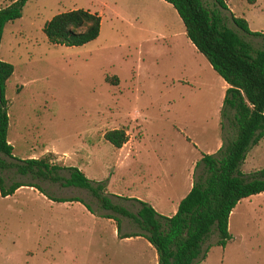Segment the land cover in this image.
<instances>
[{
  "label": "rangeland",
  "instance_id": "374dc122",
  "mask_svg": "<svg viewBox=\"0 0 264 264\" xmlns=\"http://www.w3.org/2000/svg\"><path fill=\"white\" fill-rule=\"evenodd\" d=\"M11 1L0 0V8ZM223 1L226 9L203 0L252 48H264V38L244 34L231 21V15L241 17L250 31L264 32V0ZM76 8L99 16L97 36L80 46L50 44L43 23ZM0 59L12 66L4 98L14 157L76 167L103 183L106 193L142 199L161 215L174 213L195 163L214 152L220 137L226 85L163 0H25L19 18L3 26ZM110 129H122L128 142L115 148L104 141ZM262 168L264 136L239 170ZM0 175L6 184L34 182L51 196L78 197L91 208L52 201L29 186L0 196V264H156L142 236H116L113 221L100 216L105 211L85 189L30 179L12 168ZM119 202L130 211L137 207ZM120 220L121 232L136 230ZM227 231L230 239L220 247L210 230L197 264H264V192L235 204Z\"/></svg>",
  "mask_w": 264,
  "mask_h": 264
},
{
  "label": "trees",
  "instance_id": "16d2710c",
  "mask_svg": "<svg viewBox=\"0 0 264 264\" xmlns=\"http://www.w3.org/2000/svg\"><path fill=\"white\" fill-rule=\"evenodd\" d=\"M180 19L186 38L210 68L224 81L219 107L220 146L201 154L187 193L170 216L156 213L146 202L105 192L104 184L94 182L73 166H59L46 157L19 159L12 155L6 139L8 117L4 82L12 66L0 59V171L13 169L34 180L59 183L63 187L85 189L98 207L101 217L111 219L118 238L142 236L154 249L156 264H197L204 259L209 245L201 246L210 230L216 233L215 245L223 247L230 239L227 218L243 198L264 191V168L250 174L239 170L248 149L264 136V48L254 49L223 23L219 10L207 7L203 0H163ZM25 0H12L0 8V38L5 23L19 18ZM226 9L223 0H214ZM232 23L244 34L264 38V32L250 31L246 21L231 15ZM50 44L80 46L93 40L99 30V16L80 8L54 14L42 25ZM224 121L226 124H224ZM104 141L115 148L127 140L122 129L106 130ZM66 172L62 176L59 172ZM29 186L55 202L78 201L87 210L89 204L78 197H54L37 183L10 181L0 175V196L11 195L17 188ZM119 201L132 202L130 211ZM132 205V206H133ZM120 217L127 218L136 230L121 232Z\"/></svg>",
  "mask_w": 264,
  "mask_h": 264
},
{
  "label": "crops",
  "instance_id": "0c3cea01",
  "mask_svg": "<svg viewBox=\"0 0 264 264\" xmlns=\"http://www.w3.org/2000/svg\"><path fill=\"white\" fill-rule=\"evenodd\" d=\"M223 81V80H222ZM224 85H226L225 83H224V81L222 82ZM128 140V139H127ZM125 141L122 145H121V147L124 145V144H126L128 141ZM220 146V137L218 138L217 137V140L215 141V145H214V151L218 148ZM250 149V148H249ZM246 155H247V152H246V154H245V157H244V159H243V161H242V163L240 164V166L244 163V161H245V159H246ZM201 156V155H200ZM200 158V157H199ZM239 166V167H240ZM191 182L192 181H190L189 183H188V185H187V187H186V189L184 190V194L182 195V197L187 193V191L189 190V188H190V186H191ZM264 192V191H263ZM260 193H262V192H260ZM181 197V198H182ZM128 198H135V197H128ZM180 198V199H181ZM135 199H137V198H135ZM137 200H140V201H143L142 199H137ZM144 202V201H143ZM179 202V201H178ZM148 204V203H147ZM178 204V203H177ZM149 205V204H148ZM151 206V205H150ZM152 207V206H151ZM177 207V206H176ZM153 208V207H152ZM153 210L155 211V209L153 208ZM176 210V209H175ZM156 212V211H155ZM175 212V211H174ZM156 213H158V212H156ZM159 214V213H158ZM172 215V214H171ZM165 216V215H164ZM136 238H141V237H139V236H134V237H126V238H123V239H125V240H131V239H136Z\"/></svg>",
  "mask_w": 264,
  "mask_h": 264
}]
</instances>
